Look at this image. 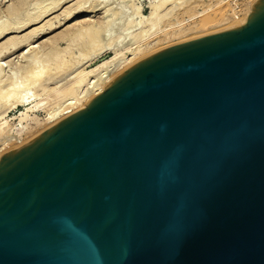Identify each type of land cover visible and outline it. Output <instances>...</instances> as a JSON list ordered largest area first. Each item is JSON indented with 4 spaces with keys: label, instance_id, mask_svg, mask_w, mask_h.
Returning a JSON list of instances; mask_svg holds the SVG:
<instances>
[{
    "label": "water",
    "instance_id": "95a60500",
    "mask_svg": "<svg viewBox=\"0 0 264 264\" xmlns=\"http://www.w3.org/2000/svg\"><path fill=\"white\" fill-rule=\"evenodd\" d=\"M0 264H264V0L2 153Z\"/></svg>",
    "mask_w": 264,
    "mask_h": 264
},
{
    "label": "bare ground",
    "instance_id": "6f19581e",
    "mask_svg": "<svg viewBox=\"0 0 264 264\" xmlns=\"http://www.w3.org/2000/svg\"><path fill=\"white\" fill-rule=\"evenodd\" d=\"M73 1L74 3H71ZM177 1L151 0L149 4L151 11L148 12V15H144L139 4L137 6L133 3L132 6V0H120V3L117 0H0V3L9 2L5 6L6 9L4 7V11L0 10L2 13L0 14V42L6 38V41L0 43V155L7 149L17 147L16 144H24L26 141L21 143L23 135L33 129V124L47 123V127H50L67 115L84 108L118 74L150 55L151 53L144 54V51L155 40L168 34L175 35L189 30L190 26L184 25L183 20H178L176 27L167 23L165 26L171 25V28L168 29L161 25L165 17L173 14ZM69 3L71 5L63 10L66 12L65 16L68 15V19L75 15L78 16V14L89 15L97 12H100L101 16L98 14L99 16H95V19L93 17L90 19V17L78 20L79 23L76 21L77 25H70L71 28L69 26L60 35L55 36L52 42L48 40L49 45L45 41L40 43L48 46L47 48L43 46L45 49L39 44L31 46L33 42H29L33 36L31 33L38 30H42V32L45 30L43 33H46L47 29L51 30L54 17L50 19L52 21H49L51 24L46 19L48 27H44L46 24L43 20L57 11H61ZM252 5L253 3L249 5L242 18V24L247 20ZM128 6L131 8L128 9ZM208 7L210 8V6ZM63 12L61 13L63 14ZM55 14L56 21L57 18L60 19L57 17L60 16L58 15L60 12ZM196 14L200 13H193L191 17H195ZM201 16L202 14L198 17ZM202 20L203 18L193 21L194 28L206 25ZM42 21L44 25L38 28L37 25ZM57 21L59 22V20ZM35 26L38 28L36 31ZM58 26L54 24L55 28ZM28 27L34 28L30 30L31 33L29 31V34L25 33L27 35L20 34L27 31ZM63 37L74 42L72 47L77 43L76 40L79 41L78 43L83 40L79 46L83 49L87 48L84 49L86 53L77 44L76 47H79L78 51L81 49V53L74 51L71 53L73 49L69 44L68 47L63 48L64 50L58 51L56 49L58 42L56 41ZM24 42H26L28 50L25 49L26 52L23 51L21 54V61L24 59L25 61L20 63L18 60L21 59V56L19 58L18 55L17 59H19L16 61L19 63L15 62L19 66L18 70L7 72L5 70L7 67H3L6 61H3V64L2 59L5 54H8L7 52H13L12 49H17ZM105 51H110L111 54L96 62L95 60ZM79 63H81V68L77 66ZM10 68L12 67L9 66ZM14 68H12L13 71L17 69ZM17 105H22L25 108L11 118L9 111ZM40 108L45 112L43 118H39L37 114V111L41 110ZM13 145L15 146L13 147Z\"/></svg>",
    "mask_w": 264,
    "mask_h": 264
},
{
    "label": "rangeland",
    "instance_id": "374dc122",
    "mask_svg": "<svg viewBox=\"0 0 264 264\" xmlns=\"http://www.w3.org/2000/svg\"><path fill=\"white\" fill-rule=\"evenodd\" d=\"M119 1L120 0H117L118 3H120ZM255 1L256 0H178L176 2V8L174 9L173 14L169 15L167 18L165 17L162 20L161 25L162 26L164 25L163 28H166L167 27V29H168V28H171V25H172V27H174L175 25L177 26L178 25V22H177L178 20H181V21L183 20V22H185L184 25H187V27L190 26V29L189 30H186L185 32H181V33H178V34H175V35L168 34L166 36H162L161 38L155 40L144 51V54H146V55L147 54H150V53L155 52V51H157L159 49H162V48H164L166 46H169V45H172V44H175V43H178V42L187 40V39H191V38H194V37H198V36H201V35H205V34H208V33L217 32L219 30H223V29H226V28H230V27H234V26L240 25V24H242V22H241L242 21V18L245 16V14L247 12V9L249 8V5H251ZM150 2H151V0H132V6H133V3L136 4L137 6L139 4V6L142 7L143 14L144 15H148L150 13V11H151V8H150V5H149ZM7 3L9 4V2H1L0 3V4H2V5H0L1 12H2V10L4 11V7L7 6ZM71 3H74V1L71 2ZM70 5L71 4L69 3L68 5H66L65 7H63V9H61V11H57L58 13L60 12V14H58L60 16H57V17H60V19L57 18L56 21H55L56 16H54V14L57 13V12H55L53 15H50L48 18L46 17L45 20H43L45 22V21H47L46 19H48V21H47L48 23H49V21L54 20V21H52V25H53L52 27L53 28L50 26L52 29L51 30L50 29H47L48 32L43 33L45 30H43V32H42V30H38L39 26L42 27L44 25L43 24V21H42V23H39L40 25L39 24L37 25L38 28H37V26H35L37 28V29H35V31L38 30L35 33H38V34H35L33 32L31 33V31H30L31 29L32 30L34 29L33 28L34 25H33L32 28L31 27H28L27 28V31H24V32H22L20 34L27 35L25 33L28 32V34H29V31H30L31 36L33 34V36L30 39L31 41H29V42H32L33 41L31 43V46H34V45L38 46V44L41 46L42 44H40V43H42L43 41H45L46 43H48L49 41L52 42V39L55 36L60 35L62 32H64L65 30H67L70 25H73V24H74L73 26H75V24L77 25L78 20L81 21L84 18H90V17H91L90 19H92V17H93V19H95V16L96 17L99 16V15L101 16V13L100 12H97V13H91L89 15H81V14H78V16L75 15V16H77L76 18H75V16H73L72 18L68 19L69 18V17H67L68 15L66 14V16H65V13L66 12H63V10L65 8H67L68 6H70ZM208 6H210V8ZM129 7L131 8V6H128V9H129ZM5 9H6V7H5ZM61 12H63V14ZM193 13L194 14L195 13H200V14H202V16L201 17H198L200 14H196L195 17L193 16L194 17L193 18V17H191V14H193ZM0 14H2V13H0ZM62 15H63V17H62ZM53 17H54V19H52ZM196 17H198V18H196ZM189 18L190 19H193V20H190ZM201 18H203L202 22L204 24H206V25H204V26H200L199 25L198 28H194L193 21H198ZM50 19H52V20H50ZM57 20H59V22ZM245 21H243V23ZM47 22H45V24ZM53 23L55 24V26H57V25H59V26L55 28ZM167 23L168 24H171V25L165 26ZM47 24L44 25V27H46V26L48 27L49 25H47ZM49 24H51V23H49ZM70 28H71V26H70ZM39 31H41L42 33L39 32ZM72 31H73V29H72ZM23 35H20V36H23ZM64 38L65 37H63L62 39H58V41H56V42H58L57 45L55 43V45L57 46L56 49H58V51L60 49L62 51V50H64L66 48V46L68 44L71 46L74 43V42L72 43V41L66 40V38L65 39ZM67 38L70 39V37H67ZM5 39H3L2 41L4 42ZM79 40L81 41V39H79ZM2 41L0 42L1 44H2ZM69 41L71 42V44H70ZM76 42H77L76 44L78 46L79 45L81 46V44H80L81 42L78 43L79 42L78 40H76ZM43 44H45V43H43ZM49 44L50 43H48V45ZM76 44L73 45V47L71 46V48L73 49L71 53H73V51L75 53H81V49L83 51H84V49L85 50L87 49L85 47L83 49V47H80L79 46L81 48V49H79V51H80L79 52L78 51V48L79 47L78 46L76 47ZM43 46H45V45H42V47ZM45 47L47 48L48 46H45ZM15 49H12L13 52H10V51L7 52L10 55L5 54V57L3 56L4 58L2 59V63H3V61H6L5 64L3 63L5 65V66H3L4 68L7 67L9 69V66L12 67V68H14V65L17 64L15 62H18L19 61L20 63H22V62L25 61V59L23 61H21L22 60V55L21 54H23V51L26 52L25 49L28 50V47L26 45V42L20 44L19 47H17V49H16L17 51ZM43 49H45V48L43 47ZM84 53H86V51H84ZM110 54H111L110 51H105L95 61L98 62L99 60H102V59L108 57ZM18 55H19V58L21 56V59L20 60H18L19 58L17 59ZM72 55H76V54H72ZM80 57L78 58V60L80 59ZM10 60H11V63H10ZM12 60L13 61L15 60V61L13 62ZM16 60H18V61H16ZM7 61H8V63H7ZM12 62H13V64H12ZM6 63H7V65H6ZM80 65H81V63H79V65H77V66H79L81 68ZM17 67H19V66L16 65L15 68H17ZM7 68L5 69L7 72H15V71L18 70V68L17 69L14 68L15 70L13 71V69L10 68L9 69L10 71H9ZM23 108H25V107L22 106V105H17L15 108H12L9 111L10 117L13 118V116L15 117L16 115H18L19 114V111L20 110H23ZM40 109L41 110L37 111V114L39 115V118H43L44 115H45L44 114L45 112H44V110L42 108H40ZM12 121H14V120H12ZM33 126L34 127H33V129L31 131H29L28 133H26V134L23 135V139L21 140V143H22V141H24V142L26 141L27 142L28 140L32 139L34 136H36L37 134H39L41 131H43L44 129L48 128L47 127L48 126L47 123H43V124H40V125L33 124ZM16 145L19 146L18 144H16ZM14 146L15 145H13V147Z\"/></svg>",
    "mask_w": 264,
    "mask_h": 264
}]
</instances>
